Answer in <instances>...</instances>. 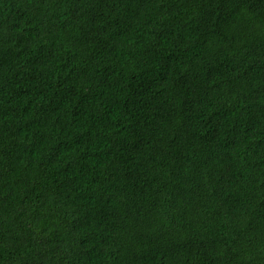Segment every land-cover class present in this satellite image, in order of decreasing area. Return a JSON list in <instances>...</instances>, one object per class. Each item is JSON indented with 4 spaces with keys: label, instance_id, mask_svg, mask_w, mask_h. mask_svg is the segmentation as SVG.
Wrapping results in <instances>:
<instances>
[{
    "label": "trees",
    "instance_id": "1",
    "mask_svg": "<svg viewBox=\"0 0 264 264\" xmlns=\"http://www.w3.org/2000/svg\"><path fill=\"white\" fill-rule=\"evenodd\" d=\"M0 264H264V0H0Z\"/></svg>",
    "mask_w": 264,
    "mask_h": 264
}]
</instances>
